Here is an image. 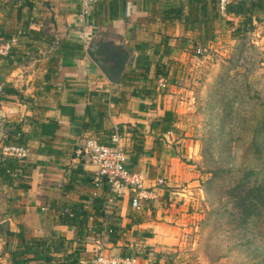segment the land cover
<instances>
[{"label": "crops", "instance_id": "crops-1", "mask_svg": "<svg viewBox=\"0 0 264 264\" xmlns=\"http://www.w3.org/2000/svg\"><path fill=\"white\" fill-rule=\"evenodd\" d=\"M240 21L221 11L219 0H111L86 14L81 0H0V37L18 39L11 61L0 56V160L16 129L30 151L17 170L0 174V264H14L20 233L44 247L17 256L18 264H92L105 229L106 254L133 256L135 264H200L190 248L204 230L205 195L176 138L173 80L182 65L167 63L191 55L200 40L212 48ZM102 39L130 51L122 82L110 80L89 52ZM62 40L84 49L70 54ZM182 40L190 44L181 48ZM116 133L128 151L141 140L133 170L144 172L143 192L117 195L97 184L96 165L77 153L86 139L110 144ZM139 194L137 211L132 201ZM74 213L86 216L90 234L81 239L64 221ZM99 225L103 235L96 236Z\"/></svg>", "mask_w": 264, "mask_h": 264}, {"label": "rangeland", "instance_id": "rangeland-1", "mask_svg": "<svg viewBox=\"0 0 264 264\" xmlns=\"http://www.w3.org/2000/svg\"><path fill=\"white\" fill-rule=\"evenodd\" d=\"M260 21L246 35L181 58L173 80L176 138L205 195L204 230L190 248L200 264H209L205 257L264 264V16Z\"/></svg>", "mask_w": 264, "mask_h": 264}, {"label": "trees", "instance_id": "trees-1", "mask_svg": "<svg viewBox=\"0 0 264 264\" xmlns=\"http://www.w3.org/2000/svg\"><path fill=\"white\" fill-rule=\"evenodd\" d=\"M226 12L227 14L240 17L242 19V21L238 23L233 34L234 37H241L248 33L247 30H249V28L254 27L255 25L254 19L258 20L260 17L264 16V0H235L226 6ZM23 32L24 33L29 32V34L34 35V37L36 38L38 37L37 36L38 32L33 29L28 30L27 28H25ZM208 42H209L208 39L200 40V46L203 49L207 50L206 45ZM59 43H62L61 46L63 47V49L69 52L70 54H73L72 53L73 51H77L78 53H80L84 49V46L80 41L72 42L69 40H62ZM189 44H190L189 41L182 40L180 47L186 48ZM16 46L12 47L10 49L9 54L5 56L7 57L8 62L11 61L10 60L11 55L16 53V49H15ZM198 48H193L192 54H197ZM89 52L93 56V58L96 59L98 63H100L101 67L104 69L106 75L109 77L110 80L112 81L115 80L117 82H122L124 80L126 75V67L130 63L132 58L130 51H128L124 46L117 45L111 40L102 39L98 42V44L96 43L93 46H91ZM167 64L169 65L174 64L175 66L178 65L179 63L174 59H170ZM140 138L141 137H138L136 139H140ZM12 139L13 140H11V142L4 143L3 146H8V145H18L24 147L26 146L22 134L18 132L17 129L14 131L12 135ZM139 141H134L132 151L131 150L128 151L125 148V151L126 152L128 151L127 154L130 155V161L127 164V168L130 171H134L133 166L137 164L138 158L141 156L140 151L142 148V144ZM19 166L20 165L16 159L4 158L0 160V174L1 173L4 174L5 172L15 171L19 168ZM103 182L107 183L106 181ZM258 192H261L262 196H264V189H260V190L258 189ZM103 203H104L103 199H100L97 202L98 204L97 209L100 210L99 211L100 214H103L101 213ZM255 206L256 204L250 207V210H253L254 209L253 207ZM259 206H257V208H259ZM262 206H264V202L262 203ZM64 221L70 226H76L78 239H81L84 234L85 235L90 234L84 231L87 222L86 216H83L80 213H74L71 216L65 215ZM115 232L116 231H113L112 229V234L110 236L115 237L116 236ZM101 235H103V231L101 225H99L96 236H101ZM20 241L22 243V248L20 250L18 249L17 251L11 252L12 260H13L12 262L14 264H18V262L16 261L17 256L20 255L24 256L30 253H33L34 255L40 254L39 249L44 245L41 240L26 239L23 236V233H20ZM44 249L45 250L42 252H45L46 255H48L52 250L51 248H46V247ZM54 250L56 249L54 248ZM27 260L28 259H25L24 261Z\"/></svg>", "mask_w": 264, "mask_h": 264}, {"label": "built area", "instance_id": "built-area-1", "mask_svg": "<svg viewBox=\"0 0 264 264\" xmlns=\"http://www.w3.org/2000/svg\"><path fill=\"white\" fill-rule=\"evenodd\" d=\"M111 0H81L83 13H88L96 4ZM235 0H219L221 11L226 10V6ZM131 12V3L127 4L126 15ZM18 44L17 38L5 40L0 37V56H7L10 49ZM206 52L202 47L197 49V55ZM122 137L116 133L111 139L110 144H102L94 138L86 139L78 150V155L89 159L97 167L96 183L106 181L114 194L120 195L124 189L134 192L144 191L145 175L142 171H130L127 168L128 154L125 151ZM4 158L25 160L30 151L27 147L18 145H8L1 148ZM140 196L133 199L132 207L139 211L142 206ZM111 230L105 229L104 237L97 238L94 248V258L92 264H135L133 256H121L117 254H106V240Z\"/></svg>", "mask_w": 264, "mask_h": 264}, {"label": "water", "instance_id": "water-1", "mask_svg": "<svg viewBox=\"0 0 264 264\" xmlns=\"http://www.w3.org/2000/svg\"><path fill=\"white\" fill-rule=\"evenodd\" d=\"M25 88H26V87L23 85V90H25Z\"/></svg>", "mask_w": 264, "mask_h": 264}]
</instances>
